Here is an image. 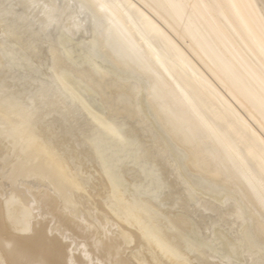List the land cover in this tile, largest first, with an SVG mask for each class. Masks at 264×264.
Masks as SVG:
<instances>
[{"label":"bare ground","instance_id":"1","mask_svg":"<svg viewBox=\"0 0 264 264\" xmlns=\"http://www.w3.org/2000/svg\"><path fill=\"white\" fill-rule=\"evenodd\" d=\"M87 1L95 6L94 17L102 11L109 12L110 24L106 37L110 39V35H113L114 52L133 61L132 63L137 62L139 68H144L155 76L151 106L156 108L158 116L166 126L164 129L167 139L175 137L174 141L185 158V163L172 166L171 160H174L175 156L169 154L172 151L169 152L168 141L157 136V132L154 134V126L147 129L153 140L150 147L144 150L156 156L167 177V184L172 189L169 199L180 201L183 209L178 213L164 210L157 200L141 198V193V197L128 200L129 196L126 197L125 193L126 189L130 188L125 186V179L123 180L127 170L121 169L126 172L123 174L116 165L122 158L113 155L108 142L97 139L94 126L91 134L88 135L89 131L79 134V137H82L81 144L77 134L64 128L60 119L55 118L60 122L58 127L57 120L53 125L49 124L50 121L45 124L44 118L39 119L52 115V112H57L63 105L59 103L58 107L56 99L52 98L55 100L52 101L50 98L52 102L46 99L45 88H41L44 93L41 90L42 93L39 91V96L36 95L37 100L41 94L46 99L38 100L41 106L39 105L37 110L40 111L41 107L43 109L44 101H47L46 105L50 102L49 109L52 106L59 109L52 108L49 111L44 106L50 114L45 113L43 109L41 112L45 116H42L36 113V110L34 112L33 109L25 107L30 104L26 103L29 100H21L23 97L19 98L15 88L9 91L12 88L8 87L6 90L7 87L2 84L5 79L0 77V126L7 127V131L5 128L0 129V264H92L91 258H94L97 264H210L208 250H212V253L213 247L210 249L207 238L205 242L200 237L198 222H194L192 218L196 207L191 204L195 198L192 194L195 192L194 188L206 187L207 190L209 184H212L213 188L210 189H214L218 196L219 193L223 195L229 192L233 199L236 196L240 198L243 203L240 201L241 205L236 200L238 198L235 199L240 205L232 211L235 216L241 219L248 213L245 209L249 210L250 215L245 217L247 220L250 216L249 223L241 226L245 231L242 234L245 239L241 240L240 245L246 247L251 255L255 254L254 258L257 256L256 258L264 262V0H139L155 15V19L158 18L170 29L168 32H172L176 39L185 43L207 74L203 73L193 58L191 59L174 41L175 38L154 21V15L150 18L132 1ZM14 21L11 22L13 25ZM17 26L22 30L23 26L21 27L19 22ZM8 27L7 25V29ZM19 32L23 33L14 32L19 35H15L16 38L23 36ZM142 40L145 43H142ZM17 43L19 42L16 40ZM57 59L58 66L63 67V72L64 61L58 57ZM118 66L126 67L121 62H118ZM101 78L105 79V76L101 75ZM87 79H94V75L88 74ZM94 82L98 83L95 80ZM23 90L25 93V89ZM118 92L124 93L125 88L113 84L108 92H101V97L108 101L111 95ZM58 95L54 98L61 97ZM64 98L62 102L66 101ZM68 99V102L72 101ZM20 100L24 101L25 105L20 104ZM158 101L164 102L165 106H160ZM34 104L36 107L37 103ZM67 104L64 107L66 111H70L65 113H71V107ZM236 105L256 124L263 136L257 133ZM116 106L115 103L108 104L107 109L113 115L124 114L126 118L136 114L131 107ZM35 107L34 109L37 108ZM54 117L49 116L52 119ZM46 119L44 120L48 122V118ZM52 119L51 121L54 120ZM60 125L62 128L55 130L60 128ZM76 130L80 131L81 128ZM71 141L74 142L71 144ZM75 141L84 146V149L81 147L79 150L80 144L77 145L79 153H76L77 149L73 150L76 146L72 148L77 144ZM80 155L89 159H86L88 162H99L101 169L98 166L97 168L102 170L101 175L106 177L104 188L107 189V194L104 195H107V199L103 198L106 203H102L107 204L105 207H108L118 221L124 225L128 224L130 229H135L137 249L127 247L133 242V237L123 229L125 227H121L116 236L106 233L99 240L96 238L97 231L91 225L86 226L87 222L84 220L73 218L79 215L72 197L79 188L80 181L70 166ZM115 157L118 158L114 159ZM66 163H70L67 165L70 171L66 169ZM79 163L81 164L80 161L77 162ZM91 163L96 164L93 161L90 165ZM172 168L176 171L173 178L172 175L168 176ZM81 169L77 168L78 171L75 169V172L79 175ZM131 171L128 169L130 173H127V177ZM191 173L199 174L205 183L190 180L187 176ZM28 181L33 182L27 184ZM176 182L183 184L179 191L176 189ZM187 182H190V185ZM42 186L48 187L54 193L49 189H45V194L41 193ZM138 186L135 188H139ZM231 191H234V196ZM214 195H209L214 201L210 200V204L204 201L201 204V201L200 207L205 203L206 208L212 210L211 203L217 202V205L219 201H216ZM153 198L155 199L154 196ZM242 205L246 207L245 212L242 211ZM67 210L69 214H66ZM227 213L222 212V216L225 217L224 214ZM54 222L59 228L52 226ZM52 230L56 232L53 235L50 233ZM61 234L64 235L63 238ZM222 236V246L226 251L233 253L242 250L238 249L241 247L239 240L237 245L234 240L235 243L232 239H227V235ZM73 245L76 247L75 251L72 250Z\"/></svg>","mask_w":264,"mask_h":264},{"label":"rangeland","instance_id":"2","mask_svg":"<svg viewBox=\"0 0 264 264\" xmlns=\"http://www.w3.org/2000/svg\"><path fill=\"white\" fill-rule=\"evenodd\" d=\"M131 1L141 10H143L148 16H150V18L154 15L141 1L130 0V2ZM95 13V6L92 3H89L87 0H0V77L2 80L5 79V81L1 80L2 84L7 87L6 90H8V87L9 89L12 88L9 91H12L15 88L14 91L19 95V98H24H21V100H29H25V102L27 101V104L30 103L25 107L29 108V110L33 109L32 111L34 112L37 111L36 113H38L39 115L41 114L42 116H45V114L41 112L43 111V109L45 110L44 112L47 113V110L50 111V109L52 108L57 109L61 104H63L61 105L62 107H60L61 112L60 110H58L59 108L57 109V112H55L56 110L52 112L54 110L53 109L51 111L52 115L47 116V114L49 113L48 112L46 114L47 117H39V119L48 118V122L46 121L47 119H43V122H45V124H48L50 121L49 124L52 123L54 125L58 121L57 119L56 121L55 118H58L60 119L62 126L64 125V128L70 129V131H74V133L77 134V138L79 137V134H86L85 131H89L88 135L91 134V129L94 126L97 130V139H101L106 143L108 142L110 144L111 150L113 151V155L115 154L120 157V159L122 158L119 162H117L118 164L116 163L119 169H126L128 174L130 173L128 172V169L129 171H131L132 169L130 174L132 176L129 175V177H127L128 174L126 172V176L123 175L125 176V178L123 177V180L125 179L124 182H126L125 186L130 188V190L126 189V193L131 194L125 193L126 197L129 196V198L127 197L128 200H132L134 197L139 198L141 197V194H143L141 198L144 197L145 199L152 198L154 201L157 200L158 204L161 205L160 207L164 210H171L175 213L181 212L183 209V206H181V202L175 201L174 199H172L171 201L169 199L172 189L171 186H168L169 184H167V177L160 168V163L157 162L156 156L154 155V153L144 150L148 148V146L150 147L153 140L150 136L151 133H148L147 129L150 127H155L153 129L154 134H156L157 132V136L159 135L160 138L168 141V149L170 150L169 152L172 151L169 154L171 156H175L174 160H171L172 166L175 167L177 164L185 163V158L181 154L179 147L174 141L175 137L174 139H167V134L165 133L164 129L166 126L164 125L163 120L158 116L156 108L151 106V98L153 97L152 86L155 81V76L144 68H139L137 62L132 63L133 61L131 62V60L127 58L124 59L114 52L112 43H114L113 41H115V39L113 35L112 37L110 35V39L108 38V36L106 37L107 28L110 24V18L108 17L109 12L102 11L100 15H96L97 17H94ZM152 18L169 35L172 33L168 32L170 29H168V27L162 21H160L158 18H156L157 20L155 19V15ZM10 19H12L13 21L16 20L17 25L19 22L21 27L23 26L21 28L22 30L19 29L20 26L16 25V21H14L13 25V23H11L12 20L10 21ZM8 21L11 24L7 23ZM6 24L9 26L8 29ZM10 27H12V30L9 29ZM17 30L21 32L23 31L22 34H20L19 32L20 35H23L20 37L23 38H16L18 34H14V32H18ZM170 36L173 39L176 37L175 35L173 36V34H171ZM15 39L19 43L16 44ZM174 41L184 51H186V54L188 53V56L191 57V59L193 58L192 60L196 62L199 69L203 71V73L207 74L204 71L205 68L200 65L199 61L196 60L189 52L187 46L184 45L185 43L183 41L180 42V39L176 38L174 39ZM142 43H145V41L142 40ZM53 45L55 46L54 49L52 48ZM23 53L25 54L24 56ZM39 54L42 57L39 56ZM37 55L42 59H39ZM57 57L64 61L65 67L63 72H61V68L63 67L58 66L59 61ZM118 62H121L126 67H119ZM90 73L94 75V79L88 80L87 75ZM101 75H104L105 79H102ZM10 78H12V80ZM19 79H21V81L24 80V82H27V84H23V81L21 83ZM94 80L98 83H95ZM22 84L23 86H21ZM113 84L124 87L125 92L114 93L110 96V99L108 101H104L101 97V92H108ZM17 86L20 87V92H18ZM41 88H45L44 92H47L46 99L48 98L50 101L52 98L56 99L58 103H54H57L58 107L52 106V108L50 107L49 109L48 107L50 105L48 103L50 102H48L46 105L47 101H44L42 102L43 104L41 103L43 105V109L41 107L40 111L37 110L38 106L40 105L38 100H41L42 98L45 99V97H42V94L41 97H38V100L36 99L37 93L39 91V93L43 92V89ZM23 89H25V93ZM57 94H59L61 97H59L58 95L59 98H54V96H57ZM37 96H39V94ZM62 96L63 98L65 96L64 100L66 99V101L62 102ZM67 98H69V101H72L68 102ZM44 99H42L41 101H43ZM53 99L52 101H55ZM21 100L19 101L20 104L25 105V103H23L24 101L22 102ZM64 102L65 104L68 103L67 105L71 107V113H65L70 110L66 111L67 109L64 107ZM34 103H37V108L35 107ZM69 103H73L72 106ZM113 103L117 104L116 107L119 108L131 107V110L135 111L134 113L138 115L135 114V116L131 118L124 117V114L113 115L107 109L108 104L112 105ZM158 103L160 106H165V103L162 101H158ZM44 106H46L48 109L46 110V107ZM69 106H67V108H69ZM34 107L36 109H34ZM238 107L236 105L238 111H240V113H242L243 116L248 119V117H246L243 111H241V109ZM63 108H65V110ZM49 116H55L53 118L54 120L52 118H49ZM51 119L53 121H51ZM248 121L251 122L250 124L253 125L257 133L261 134V131H259V128L256 126V124L250 121V119H248ZM59 123L60 122L58 121V123L56 124L57 126H55L58 127ZM82 123H84L86 126H84V124ZM69 125H71L72 128L74 126L75 127L71 129ZM1 126L0 129L3 128L1 130L6 129L7 131L6 125L2 127ZM62 126L60 125V128L58 129L55 127V130H60ZM79 127L81 128V130L75 131V129L77 128L80 129ZM82 127L85 128L82 129ZM261 135L263 136V134ZM77 138L74 139L77 140ZM81 138L79 141L82 144ZM77 141L75 142L77 143ZM72 142L74 141H71V144ZM76 143H73V145ZM80 143L72 146V148L76 146L73 150H78L77 145ZM81 144L78 146L79 150L81 149V147H83L84 149V146H81ZM79 150L78 152L76 151V153H79ZM81 153L82 152H80V154ZM84 157L85 156L80 155V158H78V160L76 159L77 161H74L76 163L74 164V162H72L73 164L71 163L70 166L71 169L73 167V170L71 171H74L73 174L77 175V177L79 176L78 180L80 181L79 188L75 190L72 197L73 202L76 204V209L79 211V215L73 218L77 219L78 221L84 220L85 222H87L86 226L88 224L91 225L97 231L96 238L99 240H101L106 233L116 236L117 233L121 230V227H125L123 229L129 232L133 237V242L127 247H135V249H137L135 229H130L131 227L128 226V224L124 225L120 222V220L118 221L115 216H112V213L110 212L108 207H105V205L107 204L102 203V201L104 202L107 199V195L104 197V195L107 194V189L104 188L106 177L104 176V174L101 175L103 172L102 170H99L101 169V167H99L100 165L98 166L99 162H96L94 160L88 162L86 161L87 158L85 159ZM118 157H115L114 159ZM79 161L81 162V164L79 163L80 165L77 164V162ZM92 161L96 163H91L93 168L90 165V162ZM67 165H70V163H66V166ZM76 165H78L79 167ZM97 166L99 167V169L97 168ZM68 167L69 166H67L66 169L70 171V167ZM77 168L78 170L81 169L79 171V175L78 172H75V169L77 170ZM119 169L117 168L118 171ZM94 170L97 172H95ZM173 170L174 168H172V170H170L171 172L168 174V176L172 175L171 178L176 176V171ZM121 171L123 172V174H125L124 170ZM70 174L72 173L70 172ZM187 177H190V180L192 181L197 180L198 182H202V184L205 183L203 182L199 174L191 173ZM139 178L143 180L140 181L141 179L139 180ZM135 181L139 184V186ZM139 181L142 182V185L139 183ZM168 181L170 182V177H168ZM32 182L33 181H28L26 183L30 184ZM189 183L190 182H187V184ZM182 185V183L176 182V189L179 191L180 189H182ZM135 186H138L139 188H135ZM208 187L209 188H207V190L206 187L194 188V190L192 189L193 191H195L192 192L195 198L191 202V204L193 207H196V209H194V213L192 214V218L194 222H198L197 224L199 225L198 227L201 231H199L200 237H202L205 242L208 239L207 242L208 244H210V249H212L213 247L214 253L210 252L212 250H208L211 257L210 264H214V262L216 264H220L221 262V264H256L257 262V264L264 263L262 259L259 260V258H256V256L255 258L258 259L257 261L254 258L255 254L251 255V252L248 251L246 247L240 245L242 243L241 240L245 239L242 236L245 231H243V229L241 228L244 227V225L246 226L250 220V216L248 217L249 219H245L247 214L250 215L249 210L245 209V211L247 210L248 213H246L245 217L241 215L242 217L240 219L239 216H235L232 213L235 207L241 205L240 198L235 195V199L238 198L236 200H238V203L240 204L238 205L236 200L229 196V192H227L228 195L227 193H224L223 195L219 193L218 196V193L213 191L214 189H212V184H209ZM210 187L212 188L210 189ZM42 188L43 189H40L41 193L43 194H45L46 192L45 189H49L48 187L46 188V186H42ZM209 190L213 192L211 193ZM49 191L52 190L49 189ZM98 192L99 195L97 194ZM233 192L231 191L232 194H230L234 196ZM179 193H181V191ZM179 193L177 192V194ZM206 193H208V196ZM175 195L176 194H174V196ZM209 195H214L215 197H213L217 198L216 201H222H218V207L221 206L219 207V210L216 205L217 202L211 203L212 210H208L205 203L200 207L201 201V204L203 203V201L209 202L210 204V200L212 199H210L211 196ZM153 196L155 197V199L153 198ZM220 197H222L223 200ZM103 198L105 200H103ZM94 201L96 202V204ZM220 203H222L223 205ZM231 204L232 206H234H230ZM214 206L217 207V210ZM213 208L215 209L213 210ZM241 208L242 211L245 212L244 208L246 207L243 206ZM71 210L73 211V209ZM72 211L70 213H72ZM220 211L221 213H219ZM224 211H226V213L228 212L227 214H224L225 217L222 216V212ZM66 214H69L68 210ZM201 214H203V216ZM242 218H244V220H242ZM163 223L165 222L163 221ZM52 226L59 228L58 224L55 222L52 224ZM251 230L252 229H250L249 232H251ZM58 232L60 231L58 230ZM50 233L53 235L56 232L52 230ZM211 233L214 235L212 236ZM222 234H225V236L227 235V239H232V241L234 240L236 244L238 240L239 242L241 241L240 243L238 242L241 247L238 248V246L236 248H242V253L239 254V252H241L240 250H236L233 253L226 251V249H224L222 246ZM61 236L62 238L64 237V235L62 234ZM72 250H76V247H74V245ZM90 260L92 264H97L94 258H91Z\"/></svg>","mask_w":264,"mask_h":264}]
</instances>
